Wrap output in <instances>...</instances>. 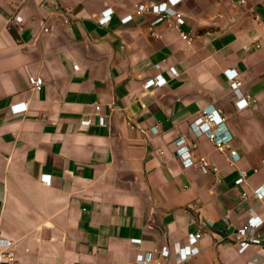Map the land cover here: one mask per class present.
<instances>
[{
	"label": "crops",
	"instance_id": "0c3cea01",
	"mask_svg": "<svg viewBox=\"0 0 264 264\" xmlns=\"http://www.w3.org/2000/svg\"><path fill=\"white\" fill-rule=\"evenodd\" d=\"M163 1L0 0V237L15 242L14 264H117L161 246L164 264H264V240L241 254L235 236L249 217L264 219V200L242 198L264 184V0H181L191 45L174 18L151 28L156 15L139 12ZM228 68L255 99L244 110ZM158 73L168 83L146 90ZM30 76L43 78L39 90ZM22 101L28 110L11 113ZM206 106L226 117L235 165L191 129ZM180 136L210 165L184 167ZM241 168L249 178L236 185ZM193 219L214 223L183 261ZM248 232L264 238V224Z\"/></svg>",
	"mask_w": 264,
	"mask_h": 264
},
{
	"label": "built area",
	"instance_id": "2783aa9c",
	"mask_svg": "<svg viewBox=\"0 0 264 264\" xmlns=\"http://www.w3.org/2000/svg\"><path fill=\"white\" fill-rule=\"evenodd\" d=\"M181 0H164L163 2H154L146 6H142L140 11L148 10L156 15V18L151 22V28L157 23L167 21L169 22L171 18H174V22L170 23V27L178 30L179 36L187 44L191 45L194 41V36L190 31L183 28L185 24V18L182 17L181 13L177 10V6ZM241 3L245 4L246 0H241ZM114 13L113 8H106L101 12L98 18V23L101 25L108 24ZM16 22H22L23 17L16 14L14 17ZM133 19V14H127L121 21L127 23ZM234 19V18H233ZM49 27H43L45 32L49 31ZM155 34V32H152ZM78 69V66H74ZM156 67L160 69V64ZM170 72L174 76H179V71L176 67H169ZM225 74L230 81V86L235 95V107L237 110H244L247 108L252 101H255L254 97L244 92L241 89L243 82L240 79V74L236 69L228 68L225 70ZM30 84L34 90H39L43 85L44 81L42 77L30 76ZM168 83L167 78L162 74L158 73L155 76L148 78L143 87L146 90H150L155 87H162ZM28 110V104L24 101L16 102L11 104L10 111L13 114H19L26 112ZM90 119H84L81 124H90ZM191 129L196 136L205 135L222 153L228 155L229 160L232 165H235V159L238 157L237 150L233 146V134L229 130L226 124V117L223 116L222 110L216 108L215 106H206L202 108L197 116L191 123ZM176 153L180 157L182 165L184 167L197 166L199 168L207 167L210 162L201 158L196 160L193 155L192 149L197 146L196 143H188L184 136H180L176 141ZM217 171V167H213ZM239 177L235 180L236 185L247 184L249 173L246 169L241 168ZM255 172L258 171L257 168L254 169ZM40 181L45 184L51 182V175L43 173L40 176ZM250 196L257 198L258 200H264V184L253 188L251 192L244 191L242 193V198L247 199ZM198 224V229L196 231H191L188 234L187 242L182 245L178 254L181 260L185 261L193 256L200 253L201 247L199 245V239L203 233V230L208 227L213 226L212 220H192ZM264 224V219L261 216H251L248 218L246 224L239 228L236 233V245L239 253H245L253 245H261L264 238L261 233L249 234L250 229H258ZM134 243H141L142 239L134 238L132 239ZM171 255V250L167 246H161L153 250H146L138 252L134 259L125 263L117 264H164V260L169 258ZM16 261V250L15 242L8 238L0 237V264H14Z\"/></svg>",
	"mask_w": 264,
	"mask_h": 264
}]
</instances>
